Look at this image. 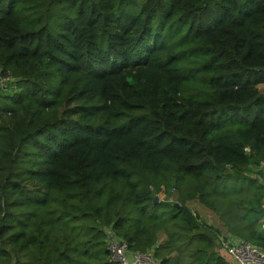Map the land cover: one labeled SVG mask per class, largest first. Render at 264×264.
Masks as SVG:
<instances>
[{
	"label": "trees",
	"instance_id": "16d2710c",
	"mask_svg": "<svg viewBox=\"0 0 264 264\" xmlns=\"http://www.w3.org/2000/svg\"><path fill=\"white\" fill-rule=\"evenodd\" d=\"M0 74V264L264 247V0H0Z\"/></svg>",
	"mask_w": 264,
	"mask_h": 264
},
{
	"label": "built area",
	"instance_id": "2783aa9c",
	"mask_svg": "<svg viewBox=\"0 0 264 264\" xmlns=\"http://www.w3.org/2000/svg\"><path fill=\"white\" fill-rule=\"evenodd\" d=\"M12 77L1 76L0 85H5ZM255 169L257 177L264 184V160H260ZM195 215V212L192 211ZM261 229L264 231V219L261 221ZM107 247L109 250V260L112 264H158L154 257L153 249L146 251L129 250L127 244L111 229H106ZM215 245L223 251L231 264H264V247L253 244L247 240L236 237L231 233L219 232L216 235Z\"/></svg>",
	"mask_w": 264,
	"mask_h": 264
},
{
	"label": "rangeland",
	"instance_id": "374dc122",
	"mask_svg": "<svg viewBox=\"0 0 264 264\" xmlns=\"http://www.w3.org/2000/svg\"><path fill=\"white\" fill-rule=\"evenodd\" d=\"M241 171L242 172H244V173H246V174H249V176H251V177H256L257 175H258V172H257V170L255 169V168H252V167H247V168H242L241 169ZM156 196H158L159 198V200H163L164 198H166V199H168L169 201H176L177 200V196H178V193H177V191L175 190V189H172L171 191H169V194L167 195V196H163V194L161 193V192H159ZM158 200V201H159ZM189 205V207H190V209L193 211V212H197L196 211V207H195V202H193V201H191L190 203H188ZM199 204V203H198ZM197 204V205H198ZM200 206H201V208L203 209V210H205V211H207V213H209L210 214V216H212V222H211V224H208V225H210V226H212V227H214V228H217V229H223V226H222V224L220 223V221H219V219L217 218V216L216 215H214V213L211 211V210H209L207 207H205L203 204H200ZM213 213V214H212ZM197 214V213H196ZM202 218H203V221L204 222H207L208 220H209V218H207V216H202ZM207 224V223H206ZM161 235V234H160ZM213 251L214 252H216V253H218L219 255H221V256H223L224 258H228V256L223 252V251H220L219 249H218V247L215 245L214 246V248H213Z\"/></svg>",
	"mask_w": 264,
	"mask_h": 264
},
{
	"label": "crops",
	"instance_id": "0c3cea01",
	"mask_svg": "<svg viewBox=\"0 0 264 264\" xmlns=\"http://www.w3.org/2000/svg\"><path fill=\"white\" fill-rule=\"evenodd\" d=\"M257 88H258V90H259V92L261 93V94H263L264 95V83H261V84H259L258 86H257ZM196 204H195V209H196V213H197V215L199 216V219L202 221V222H204L203 221V218H202V216H207V218H209V220L207 221V222H204V223H207V224H211V222H212V216H210V214L209 213H207V211H205V210H203L202 208H201V206H200V204L201 203H199V202H195ZM199 203V204H198ZM198 204V205H197ZM189 205V204H188ZM213 214V213H212ZM212 225V224H211ZM221 233H224V232H227L226 231V229L223 227V229H218ZM229 233V232H228ZM228 259V258H227Z\"/></svg>",
	"mask_w": 264,
	"mask_h": 264
},
{
	"label": "water",
	"instance_id": "95a60500",
	"mask_svg": "<svg viewBox=\"0 0 264 264\" xmlns=\"http://www.w3.org/2000/svg\"><path fill=\"white\" fill-rule=\"evenodd\" d=\"M158 198H159V197L155 195V196L153 197V202H158V200H159ZM175 206H179V204H178V203H175Z\"/></svg>",
	"mask_w": 264,
	"mask_h": 264
}]
</instances>
